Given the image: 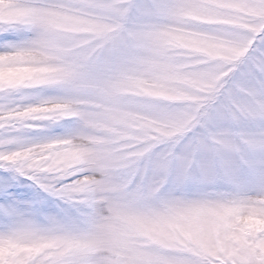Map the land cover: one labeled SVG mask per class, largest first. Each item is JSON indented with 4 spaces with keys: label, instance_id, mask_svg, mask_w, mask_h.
Here are the masks:
<instances>
[{
    "label": "clouds",
    "instance_id": "9594fccd",
    "mask_svg": "<svg viewBox=\"0 0 264 264\" xmlns=\"http://www.w3.org/2000/svg\"><path fill=\"white\" fill-rule=\"evenodd\" d=\"M0 264H264V0H0Z\"/></svg>",
    "mask_w": 264,
    "mask_h": 264
}]
</instances>
